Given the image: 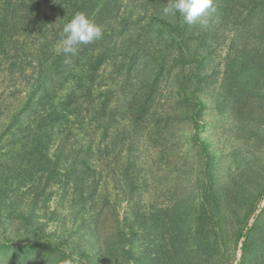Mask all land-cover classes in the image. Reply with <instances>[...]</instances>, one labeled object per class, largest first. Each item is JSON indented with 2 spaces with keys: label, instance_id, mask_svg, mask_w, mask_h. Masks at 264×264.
Wrapping results in <instances>:
<instances>
[{
  "label": "trees",
  "instance_id": "16d2710c",
  "mask_svg": "<svg viewBox=\"0 0 264 264\" xmlns=\"http://www.w3.org/2000/svg\"><path fill=\"white\" fill-rule=\"evenodd\" d=\"M46 1L0 0V70L24 74L25 66L18 62L23 53L27 49L36 53L40 44L50 41L45 37L38 39L44 33L43 27L32 25L29 29L24 21L31 23L34 18L32 22H42L45 14H56L64 7L70 8L63 11L69 10L67 14L72 17L81 12L88 16L98 8L93 0H58L54 11H49V5L44 8ZM111 1L100 0L106 10L117 7L111 6ZM135 2L137 12L146 16L130 32L139 28L144 35L154 34V22L158 21L152 17L162 15L159 8L162 0ZM214 5L216 11L207 25L197 24L195 28L183 22L177 25L167 48L170 57L159 51L151 56L145 53L136 62V76L129 77L124 88L120 83L116 89L96 90L95 80L104 67L99 63L95 70L87 69L93 56L85 59L84 74L71 75L70 80L58 72L54 63L42 82L33 67L36 89L30 88L21 111L0 132V220L9 209L4 220L29 224L37 217L38 209L48 211L53 190L56 193L52 194H57L54 200L62 199L58 205L64 208L67 204L69 217L58 209L50 213L58 216L57 221L63 225L59 237H55L57 242L50 237L31 243L21 238L22 244L0 239V264H31L26 253L29 248L42 252L47 249L45 264H264V164L260 167L256 164V168L255 161H249L254 169L247 168L243 177L219 186L215 181L216 163L211 162L208 147L201 142L197 131L200 117L193 107L204 90L209 66L219 60L224 71L213 101L217 110H224L237 122L235 134L246 136L250 131L252 99L243 74L252 72L248 70L251 55L258 63V77L264 78V0H214ZM178 18L179 14L172 20L179 24ZM165 19L164 23L160 21L162 26H168ZM113 32L112 28L104 39ZM33 36H38L36 42L31 41ZM84 46L79 45L77 53ZM51 56L58 61L81 62L75 55H68L71 58L68 59L54 51ZM177 63L181 64L178 66L182 68L181 74H176ZM150 67L153 71L148 76ZM46 78L64 83L61 95L53 96V91L42 89ZM69 83H75L74 88L63 94ZM168 88L174 90L173 99L166 96ZM194 89L197 91L192 92ZM42 90L45 93L40 95ZM255 90L262 92L264 87L258 84ZM85 106H88L86 115ZM91 115L97 129L84 141L78 135L74 143L65 147L63 142H69L78 130L74 128L79 119H89ZM190 120L195 129L189 132L190 144L183 147L180 143L185 136L179 127ZM116 124H126L132 133L119 145L128 148L127 163L121 172L130 188L127 196L136 195V200L122 215L118 209L110 213L111 217L108 210L113 204L100 187L104 172L102 167L101 172L98 170L105 162L101 157L104 133L109 125L114 129ZM262 128L253 136L255 146L264 144ZM58 135L63 136L61 145L52 154ZM247 146L251 148L250 144ZM136 147L137 153L133 152ZM143 147H148L152 158L155 157L153 162L149 160L148 169L141 158ZM64 152L78 153L80 158L74 163L62 157ZM188 156L196 157L199 166L203 157L206 164L201 170L197 168L198 199L181 211L175 192L166 189L160 195L153 193L151 179L168 178L174 162H184ZM249 156L242 159L244 166ZM108 219L113 220L110 225ZM32 234L38 236L35 231Z\"/></svg>",
  "mask_w": 264,
  "mask_h": 264
},
{
  "label": "rangeland",
  "instance_id": "374dc122",
  "mask_svg": "<svg viewBox=\"0 0 264 264\" xmlns=\"http://www.w3.org/2000/svg\"><path fill=\"white\" fill-rule=\"evenodd\" d=\"M66 1L69 2V0ZM93 1H96L94 3H97L98 8L89 13L87 17L103 28V37L82 47L80 52L75 54L76 59L81 62H71V60L58 61L53 59L51 56L54 51L57 52L56 49L58 42L61 39L64 24L72 18L70 14H67L69 10L63 11L65 8L70 9L69 7H64L60 12L57 11L58 13L56 14L55 12L45 14V20L42 22H32L34 18L31 19V23L24 21V24L28 25L29 29L32 28V25H35L34 27H43L42 30L44 33L42 35H38L40 36L39 38L38 36H33L31 40L32 42H36L37 38L43 39L44 37L46 39H50V41L44 45L40 44L36 53H33V51H30L29 49L23 53V57H21V60L18 62L20 65L25 66L26 72L24 74L13 75L9 74V72L0 70V132H2L6 125L11 122L13 116L21 111L23 105L27 101V97L29 96L30 88L36 89L37 84L35 83L33 67L37 68L35 73L39 75L42 82L43 78L50 74L49 68H51L54 63V66L58 67V72L64 73L66 78L70 80L72 76H78L79 73L84 74V69H82V67L85 66L84 61L85 59H90L93 56V60L88 63L86 68L89 70H95L99 63L100 66L103 65V72H101L100 77L95 80V85L96 90L108 91L109 89L118 88L116 86L120 83L124 88L129 82L127 79L129 77L134 78L136 76V62H138L140 58L143 59L146 54L151 56L152 53L154 54L156 51H159L161 54L163 53L167 54L169 57L171 56V52H167V48L172 41V33L176 32L175 29L177 25L182 23V18L180 16L178 18L179 24H176L172 18H167L165 21L168 23V26H162L160 24V21L163 22L164 19L162 18V15H154L152 18H155L154 20L158 21L154 22V34L147 33L144 35L140 32L139 28L135 32H130L139 21H144L146 16L143 12H137L135 0H128L127 3H122L120 1H117L116 3V0H112L111 6L117 5V7L115 6L109 10H106L107 7H105L103 2H100V0ZM46 2L47 4L45 5L44 3V8L46 9L49 5V11H54V5L60 3L58 0H47ZM162 2L165 5L167 0H162ZM162 2L160 3V10L163 9ZM134 16L136 18L133 20ZM128 19L132 20L125 23ZM42 23L46 24L45 27L42 26ZM112 28L114 32L109 34L108 39H104L105 34L110 32ZM140 35H142V38H138ZM146 43H148V45H146ZM68 57V59H71L70 56ZM249 61L250 64L248 65V70L252 72H245L243 74V78L244 82L247 83L248 88L251 91L250 95L252 99L253 117L249 121L252 127L250 128V131L247 132L246 136L244 134H242V136L235 134L238 128L237 122L230 117V114L225 113L224 110H217V106L213 101L219 83L222 79L221 73L224 71V65L221 66L219 60L211 63L209 66L207 70L209 75L205 78V84L203 85L204 90L199 93L196 98L198 100V104L193 106L200 117L197 125V131L200 135L201 142L207 145V150L211 155V162L213 163L214 161V163H216V168L214 170L215 181L219 186L231 183V181L235 178H240L241 176L243 177L246 173H248V169L250 168L254 169L253 166H250L251 164H249V161H255L254 166L256 168L264 164L263 142L260 144L257 143V146L252 143L256 142L255 138H253V136L256 135V130L262 128L264 125V90L262 92H257L255 90L258 84L261 87H264V78H262V80L258 77L260 72L258 71L256 58H251L250 55ZM179 65L181 64L177 63V67ZM250 66L255 69H250ZM17 67L18 66L15 68ZM206 67H208V64ZM17 71L20 73V68H17ZM152 71L153 67H150L146 75H152ZM181 72L182 68L178 67L176 74H181ZM213 72H219V75L215 76ZM63 85L64 83L62 81H59L58 84L55 80L51 81L46 78L41 86L43 87L42 89L46 88L48 92L53 91L52 95L54 96L56 94L61 95L60 89H62ZM74 86L75 83L67 84L66 90L62 91V93H71ZM165 91L168 99H173L175 97L174 90L172 88H168ZM195 91L197 90H192V92ZM44 93V90H42L39 94L43 95ZM87 109L88 106H85V112H83L84 115H86ZM77 125L78 126L74 129L78 130L73 132V136L70 141L63 142L65 143V147H67L68 144L74 143L78 135H80V139L84 141L85 137L97 129V123L94 121L93 115H91L89 119L80 118ZM128 128L129 127H127L126 124H116L114 129L109 125L108 132L104 133L103 139L105 144L102 145L101 157L105 159V162L102 163L98 172H101L102 167L104 173L100 187L105 193H107L106 195L109 196L113 204V207L108 210L109 214L112 213V211L116 213V210L119 209L122 215L124 211H126L136 200V195L127 196L130 188L126 184L123 172H121L123 165L125 168L127 163L128 153L126 151L128 148L127 146L123 147L119 144L121 140L126 137V135H132ZM179 128H182L181 130L185 136L183 142L180 144L183 147H187L191 142V133L189 132L195 129V126L190 120L186 124L181 125ZM262 129L264 130V128ZM62 137V135H58L56 137L55 145L51 149L52 154H55L59 144L61 145ZM65 137L67 138L68 134ZM248 144L251 145L250 149L247 146ZM136 149L137 147L133 148V152L135 150V153H137ZM143 149L144 152L141 155V158L148 169L149 160L153 162L155 157L152 158L151 153L148 151V147H143ZM258 149L259 152H257ZM248 156L249 160L244 166L242 159ZM62 157H68L70 161L74 160V163H76L80 158V155L74 152L67 154L64 152ZM71 164L73 163H70V165ZM205 164L206 159L203 157H201V166H199L198 159L193 156L190 158L188 156L186 160L181 163L175 161L171 168L173 173H171L168 178L157 179L154 176V178L151 179L153 184L151 191H153V193L156 191L158 195H160L163 190L165 192L166 189L174 191L177 200L181 202V211H185V207L192 204L200 195V184L197 182L199 175L197 168L199 167L201 170L205 167ZM154 168L155 165L152 169ZM162 171L164 170L162 169ZM260 172L261 170L259 173ZM259 173L252 174L258 177V175H260ZM201 178L203 177L201 176ZM40 192L41 189L38 193ZM50 193V203L47 205L50 206L48 211L46 212L42 208L38 209L37 217L27 225L17 221L4 220V218L10 213L9 209L6 210L3 220H0V239L20 241L19 239L24 238L25 243H31L36 239H45L46 237H50L51 241L57 242L58 240L56 238L59 237V231L63 225L57 221L56 218L58 216L55 218V216L50 213H52V211H57V209L60 214L67 215L68 217L69 213L67 210V204H64V208L62 205H58L62 200L61 198L54 200L57 197V194L52 193H56V191L53 190L50 191ZM37 206L40 207L39 205ZM34 221H36L37 224H35ZM112 222V219H108L107 225H110ZM32 231H35L38 236L33 235ZM52 235H54V237H52ZM20 244H22L21 241ZM46 251L47 249H43L42 252L39 249L29 248L26 253L31 264H34V261H36L37 264H45L43 262L46 260ZM239 256L240 254L238 253V257ZM52 258L54 260V256ZM68 264L72 263L68 262Z\"/></svg>",
  "mask_w": 264,
  "mask_h": 264
},
{
  "label": "clouds",
  "instance_id": "9594fccd",
  "mask_svg": "<svg viewBox=\"0 0 264 264\" xmlns=\"http://www.w3.org/2000/svg\"><path fill=\"white\" fill-rule=\"evenodd\" d=\"M215 11L214 0H168L162 9V18H174L179 14L186 25H207ZM102 37L100 25L84 13H76L64 24L56 51L65 56L75 55L79 45L91 44Z\"/></svg>",
  "mask_w": 264,
  "mask_h": 264
}]
</instances>
